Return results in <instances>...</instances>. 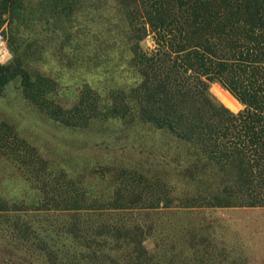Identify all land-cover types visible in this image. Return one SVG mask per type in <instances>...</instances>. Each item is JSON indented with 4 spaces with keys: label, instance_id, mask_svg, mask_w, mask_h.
Instances as JSON below:
<instances>
[{
    "label": "trees",
    "instance_id": "1",
    "mask_svg": "<svg viewBox=\"0 0 264 264\" xmlns=\"http://www.w3.org/2000/svg\"><path fill=\"white\" fill-rule=\"evenodd\" d=\"M0 31V97L133 150L73 171L0 119V264H210L162 211L264 209V0H0Z\"/></svg>",
    "mask_w": 264,
    "mask_h": 264
},
{
    "label": "rangeland",
    "instance_id": "2",
    "mask_svg": "<svg viewBox=\"0 0 264 264\" xmlns=\"http://www.w3.org/2000/svg\"><path fill=\"white\" fill-rule=\"evenodd\" d=\"M144 43L147 48L153 47L149 38ZM213 85L236 109L232 112L242 109L219 85L212 84L210 92L215 98ZM0 119L16 128L26 143L42 149L45 156L53 154V157L50 156L52 159H67L66 166L70 165L73 171L85 172L89 168L105 170L108 165L110 167L107 168H111L115 161H127L132 156L133 150L129 144L124 149L119 146L125 139L115 144V137L109 134L102 138L100 136L104 131L94 127L78 132L48 121L28 106L12 85L0 97ZM107 132L111 133L112 130ZM159 216L162 219L161 245L164 250L173 245L172 241H166L173 240L170 236L174 237L175 233L174 239L179 242L177 246L191 244L201 254L209 255L210 264H230L233 261L235 264H264V209H167ZM217 238L220 241H216ZM146 246L153 249L154 240L148 238Z\"/></svg>",
    "mask_w": 264,
    "mask_h": 264
},
{
    "label": "built area",
    "instance_id": "3",
    "mask_svg": "<svg viewBox=\"0 0 264 264\" xmlns=\"http://www.w3.org/2000/svg\"><path fill=\"white\" fill-rule=\"evenodd\" d=\"M12 58L11 52L7 46L6 39L0 31V64L8 63Z\"/></svg>",
    "mask_w": 264,
    "mask_h": 264
}]
</instances>
